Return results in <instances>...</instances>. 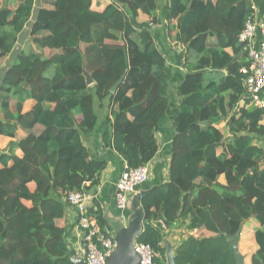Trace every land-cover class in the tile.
Masks as SVG:
<instances>
[{"label":"trees","instance_id":"1","mask_svg":"<svg viewBox=\"0 0 264 264\" xmlns=\"http://www.w3.org/2000/svg\"><path fill=\"white\" fill-rule=\"evenodd\" d=\"M92 1L48 0L36 7V0H15L13 8L0 7V60L13 58L1 78L0 137L14 139L18 128L28 132L11 145L21 157L0 153V264H71L60 226L69 208L63 198L91 191L106 169L83 145L101 121L102 150L114 151L127 170L148 166L159 150L156 133L171 107L166 61L151 31L132 22L141 12L154 26L158 0H110L100 13ZM167 4V33L174 31L185 50V73L169 118L168 182L143 185L137 243L151 247L154 264H165L164 231L185 225L214 236L189 237L175 248V264H230L218 232L232 236L253 219L255 241L264 249V148L253 141L264 137V128L242 88L248 61L238 41L254 10L249 0ZM22 34L32 47L15 52ZM27 101L32 105L23 113ZM226 118L227 131L216 128ZM36 125L43 128L39 135ZM88 214L110 231L98 205Z\"/></svg>","mask_w":264,"mask_h":264},{"label":"crops","instance_id":"2","mask_svg":"<svg viewBox=\"0 0 264 264\" xmlns=\"http://www.w3.org/2000/svg\"><path fill=\"white\" fill-rule=\"evenodd\" d=\"M48 0H39L40 6H48L46 4ZM251 3V7L254 10L253 19L254 20H263L264 21V0H249ZM110 4V0H93L91 3V9L95 12H102L108 5ZM166 8H167V0L165 1ZM146 17V16H145ZM175 25V24H174ZM259 43V37L256 36L255 44L256 46ZM32 47V44L27 42L26 44L19 45L16 43L15 46V52L17 51H28ZM181 48L184 50V48L181 46ZM185 52V50H184ZM228 53H230L228 51ZM13 58L10 56H7L0 60V85H1V78L3 76L4 71L6 68L12 63ZM248 61V58H247ZM182 80V79H181ZM243 91H245L244 87V81L241 80ZM1 92V90H0ZM0 93V99L3 97ZM175 94V93H174ZM246 94V92H245ZM243 94L242 97L246 98V95ZM261 97L264 100V90L261 92ZM248 99V98H247ZM246 99V100H247ZM249 105L252 106L250 100H247ZM14 104L15 100H12L10 105V111L14 113ZM32 105L31 101H27L23 104V113L27 112ZM244 105V101H240L238 103L239 108H241ZM177 104L174 108V110H170V116L174 115L176 112ZM259 110V109H258ZM261 114H262V110ZM170 116H166L163 121L160 123L157 133H156V140L158 143L159 150L154 157V159L148 163V168L150 171L149 180L146 184V186H149L153 183H167L168 182V164L170 160V144L171 140L173 138L174 132L171 127V123L169 122ZM3 114L0 109V120H2ZM260 121V120H259ZM224 125V130L227 131V123L228 118L224 119L222 122L216 124H222ZM215 125V126H216ZM260 126V125H259ZM226 127V128H225ZM216 128H218L216 126ZM104 129V122L101 121L100 125L97 127L94 134L83 140V145L89 150L91 157L94 159L106 161V169L102 172L99 182L96 187H94L91 191L87 192L86 194L89 196L90 201L88 203V208L90 209L93 204H96L100 207V209L104 211L108 209L113 215H121L120 212L116 210L115 202H114V193H115V185L120 177L121 173L126 168L125 163L116 155L114 151L111 150H102V145L99 141L100 134L102 130ZM223 129V128H218ZM43 128L40 125H36L33 129V133L35 135H39L42 132ZM28 135V132L21 130L18 128L15 133L14 139L6 138V137H0V153L7 154L9 151H12L15 156L21 157L22 153L18 148H12L11 145L13 143H18L21 140H23ZM257 142H261L259 145L262 148H264V137L258 141L256 138L253 139ZM226 152L225 145L220 146L217 149V154L222 156ZM218 183L220 185H225V178L224 176L218 177ZM28 189L30 191H34L35 185L33 183H30L28 185ZM143 190L146 188L142 187ZM62 199V198H61ZM25 205L29 206V203L25 202ZM77 213L72 208H66L65 207V218L63 222L60 223V226L62 227L63 231V239L67 247L72 250L76 254V256H79L82 250V231L80 230L79 226L77 225ZM249 227V228H246ZM259 228V225L254 221L253 219L246 221L241 234H240V250L242 252H246L251 248H256V242L254 238V234L256 230ZM197 232H200L199 235H197ZM164 238L170 242V244L175 248L178 247L181 243L186 241L189 237L200 240L202 238H208L213 237V234L205 233L204 231H187L184 226H181L177 229H168L163 234ZM248 240V244H244L243 242Z\"/></svg>","mask_w":264,"mask_h":264},{"label":"built area","instance_id":"3","mask_svg":"<svg viewBox=\"0 0 264 264\" xmlns=\"http://www.w3.org/2000/svg\"><path fill=\"white\" fill-rule=\"evenodd\" d=\"M259 37L256 46L255 39ZM239 43L244 44L247 52L248 66L241 69L245 92L252 106L262 110L259 125L264 128V100L261 92L264 90V21L254 20L251 16L238 35ZM148 166L127 170L121 173L115 185L114 202L116 210L121 216L127 213L126 204L138 189L149 180ZM91 198L86 193L71 192L63 198L67 207H72L77 213V225L82 231V250L79 258L83 264H105L106 258L114 249L112 233L103 230L96 219L88 214V203ZM136 254L140 258L139 264H154L155 252L149 245L135 244Z\"/></svg>","mask_w":264,"mask_h":264},{"label":"water","instance_id":"4","mask_svg":"<svg viewBox=\"0 0 264 264\" xmlns=\"http://www.w3.org/2000/svg\"><path fill=\"white\" fill-rule=\"evenodd\" d=\"M86 83L91 84L90 76L85 74ZM124 76H121L118 82L111 88V93H115L118 86L122 83ZM147 192L142 188L137 193L129 197L126 204L127 213L124 216L113 215L108 209L104 211V220L114 241V249L106 258L105 264H139L140 258L134 248L137 239L143 231V209L141 207V197ZM245 222H242L234 235L228 236L226 233L218 232L228 243L236 264H243L244 257L241 255L238 243L240 234ZM164 251L165 264H175L174 247L166 238L161 240ZM71 264H83L82 260L74 252L70 255Z\"/></svg>","mask_w":264,"mask_h":264},{"label":"rangeland","instance_id":"5","mask_svg":"<svg viewBox=\"0 0 264 264\" xmlns=\"http://www.w3.org/2000/svg\"><path fill=\"white\" fill-rule=\"evenodd\" d=\"M166 0H158V10L156 14V24L153 26L149 24L147 17H145L141 12L138 13L137 18L132 19V22L136 28L139 27H146L148 28L155 40V43L157 47L161 50V52L164 55L165 61H166V67H167V74L169 78V83L171 86L170 90V96H171V107L170 110H174L176 104H177V98L174 94V90L176 86L180 83L181 79L183 78V75L185 71L182 68V62H183V56H184V50L181 48L180 44L177 41L176 33L172 31L169 35L167 33V22H166ZM13 2V3H12ZM15 0H0V7H14L15 6ZM36 7H40L39 0H36L35 2ZM28 37L26 34H22L18 36V40L16 43L19 45L26 44ZM218 128H223L224 125L219 124L216 125ZM226 128V127H225ZM254 143L259 145L260 143L256 140H253ZM161 227H164L161 222ZM249 228V227H246ZM166 231V230H165ZM164 231V232H165ZM200 232H197V235H199ZM244 244H248L249 241L246 240L243 242ZM250 250V249H249Z\"/></svg>","mask_w":264,"mask_h":264},{"label":"flooded vegetation","instance_id":"6","mask_svg":"<svg viewBox=\"0 0 264 264\" xmlns=\"http://www.w3.org/2000/svg\"><path fill=\"white\" fill-rule=\"evenodd\" d=\"M239 244H240V239L238 243V248H239L241 255L244 257L243 264H256V263L264 264V249H260L257 243H256V248H251L250 250L246 252H242L240 250ZM231 258H232L231 259L232 261L230 262V264H236L235 259L233 258L232 252H231Z\"/></svg>","mask_w":264,"mask_h":264}]
</instances>
